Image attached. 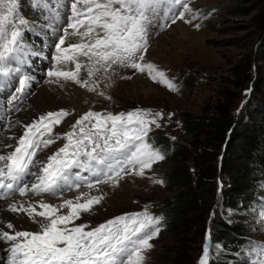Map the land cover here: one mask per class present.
Instances as JSON below:
<instances>
[{
    "label": "snow or ice",
    "instance_id": "obj_1",
    "mask_svg": "<svg viewBox=\"0 0 264 264\" xmlns=\"http://www.w3.org/2000/svg\"><path fill=\"white\" fill-rule=\"evenodd\" d=\"M156 2L67 0L69 14L63 17L65 23L54 25L49 33L55 41L51 45L54 65L50 66L46 76L72 81L89 91H96V85L89 83L91 78L101 69L107 73L113 65H118L147 73L153 81L163 82L175 91L173 81L163 71L151 62H144L148 25L151 23L149 12ZM159 2L167 3V0ZM174 2L179 5L181 0ZM80 3H83V9L77 7ZM8 4L7 14H0V77L5 78L19 73L17 54L31 44L22 29L30 23L35 26V22L20 18L18 27L14 15L18 2L8 0ZM188 10L185 4L179 19L183 20L184 12ZM43 14L47 15V12ZM175 19L174 16L173 23ZM7 25L12 29L10 38L5 35ZM69 29L73 31L69 32ZM69 36L80 37V42L64 47ZM31 49L30 55L38 58L42 49H36L35 45H31ZM80 57L87 58L89 79L80 78L81 69L85 67ZM70 63L74 64V69L66 70L65 66ZM31 80L30 76H19L14 92L22 94ZM100 94L103 95L102 92ZM9 99L14 100L16 96ZM70 115L72 113L63 108L49 110L23 124L24 131L15 137L14 150L0 154V199L17 193L25 196L29 192L38 197L47 194L54 199L62 197L65 191L79 189L81 184L89 189L100 183L117 184L123 175L133 172L143 176L145 169H151L153 163L165 159L160 150L147 140L149 125L159 127L157 117L163 118L162 112L153 114L151 110L136 109L127 113L105 114L89 110L69 124V131L53 136L55 127ZM61 139L66 141L63 146L42 158L38 157V152H44ZM82 196L84 202H80L81 197L78 196L75 201L62 199L58 204L46 202L43 198L28 207L12 203L10 211H23L39 228L16 230L17 226L11 221L6 223L7 230L0 226V244L6 245L0 250L8 257L5 264H143V251L153 247L150 241L159 235L158 225L162 218L153 217L148 211L130 213L89 229L88 224H76L75 221L81 218L82 212H90L103 197L88 196L87 193ZM37 206L41 210L37 211ZM9 244L10 247L7 246ZM199 264H210L207 243L202 249Z\"/></svg>",
    "mask_w": 264,
    "mask_h": 264
},
{
    "label": "rangeland",
    "instance_id": "obj_2",
    "mask_svg": "<svg viewBox=\"0 0 264 264\" xmlns=\"http://www.w3.org/2000/svg\"><path fill=\"white\" fill-rule=\"evenodd\" d=\"M41 3L44 9L48 5L43 0ZM175 4L174 1L170 5L162 3L155 8L152 5L144 62H151L159 71H163L173 81L176 90L169 89L163 82L153 81L147 73L113 65L107 73L101 69L99 79L102 77L105 85H108L103 90L106 94L102 90L97 94L106 97L98 101V109H92L105 114L127 113L136 109L151 110L153 114L162 112L163 118L157 117L160 126L149 125L147 140L151 143V137L160 134L159 139L165 145L151 144L160 150L165 159L153 163L151 169H145L143 176L130 172L123 175L117 184L111 183V190L106 193L92 194L103 199L99 204H94L90 212H82L76 224H88L90 229L116 216L144 211L154 217V212L161 208L164 199L168 200L175 193L168 178L173 149L186 145L191 138L183 129L180 120L182 114L198 116L205 109L209 112L224 101L230 103L236 117L244 115L249 120L253 119L264 133V118L260 117L264 112V0H181L179 5ZM185 4L189 10L184 12V19L181 20L179 13ZM8 6V0H3L0 14L6 15ZM77 7L83 9L84 5L80 3ZM168 7L172 12L169 13L170 18L165 19L163 16ZM14 15L17 23L20 15L17 9ZM63 15L62 10L59 16ZM174 16L175 23L172 22ZM162 24L165 26L161 27ZM11 30V26L6 27V38H10ZM51 40L54 42L53 38ZM43 60L46 62L42 64L37 59L31 60L34 61L31 63L32 71L24 69L35 76L36 82L46 80L41 69H49L51 62L44 57ZM96 82L98 86L100 81ZM217 153L218 149L213 153L214 157ZM232 163L235 168L240 166L239 162ZM219 178L220 185L228 183L229 177ZM256 191L264 195V186H258ZM68 193L64 192L63 196L69 197ZM83 199L80 202H84ZM213 205L209 223L215 239H212L209 228L204 244H191L195 249L194 252L192 250L193 259L199 264L202 249L207 243L210 261L225 258L226 264H264V225L259 226L251 218L256 215L264 224V203L259 208H244L241 205L231 208L225 205V200L219 194ZM222 221L242 227L243 239L255 245L235 251L227 242L217 240L218 224ZM158 227L159 235L150 241L153 247L143 251V264H170L172 261L173 255L166 252L165 246L173 244L176 236L167 228ZM5 261L3 259L4 264Z\"/></svg>",
    "mask_w": 264,
    "mask_h": 264
},
{
    "label": "trees",
    "instance_id": "obj_3",
    "mask_svg": "<svg viewBox=\"0 0 264 264\" xmlns=\"http://www.w3.org/2000/svg\"><path fill=\"white\" fill-rule=\"evenodd\" d=\"M262 113L260 117L264 118ZM180 120L191 138L188 146L173 147L168 178L175 193L164 199L154 217H161V228L176 236L173 244L165 246L173 255L170 264H198L192 257L195 249L191 244H204L209 228L215 239L209 213L219 194L231 208L263 207L264 195L256 189L264 186V133L253 119L236 117L230 103L224 101L198 116L182 114ZM159 135H153L151 143L164 146ZM232 162L240 166L235 168ZM220 176L229 177L228 183L220 185ZM218 226L216 239L227 242L235 251L255 245L243 239L242 227L226 221ZM210 264H226V259L211 260Z\"/></svg>",
    "mask_w": 264,
    "mask_h": 264
},
{
    "label": "bare ground",
    "instance_id": "obj_4",
    "mask_svg": "<svg viewBox=\"0 0 264 264\" xmlns=\"http://www.w3.org/2000/svg\"><path fill=\"white\" fill-rule=\"evenodd\" d=\"M46 3L48 4L49 2L46 1ZM18 4L20 13L18 20L20 18H25L35 22V26H33L32 23L28 24L26 26L27 30L30 29L31 31L39 33L38 35H36L35 40L32 42V45H35L36 49H42L41 56L50 60V66L54 65V61L51 58V55L48 54V52L50 51V47H48V44H51V35L49 33L53 30L54 25H56L54 19L55 17L51 16L50 18H46L44 14L32 9L29 0H19ZM45 6L47 7L48 5ZM57 9H59L58 12L60 14L62 12V8H56L55 10L57 11ZM60 17L61 16H59V18ZM80 31L83 32L84 29L81 28ZM87 39V37L84 38L85 41H87ZM78 42H80V37L69 36L66 38V43L64 47H67L70 43ZM80 59L81 61L85 62V67H82L81 69L80 78L82 80L89 79L87 73V58L80 57ZM65 67L66 70L74 69V64L70 63ZM41 70L46 76V72L49 69L45 70L43 68ZM99 72H97L89 81L90 85L95 84L96 81H100L99 85L96 86V91H89L88 88L81 87L80 85H77L72 81L57 80L55 78H50L47 76L44 82H42L40 79L37 80L38 82H36L35 76L26 72L30 77H32L29 86L28 94H31L29 98H27V94L21 105H19L14 110L5 113L0 97V126H2L0 130V145L4 146L0 147V154H6L7 152L13 151L16 145L15 137H18L24 131L23 124L30 123L41 113H44L49 110H58L62 108L67 109L72 113V115L65 118V121L62 124L55 127L53 132V136H55L56 133L69 131V124L71 122H74L77 118H79V116L83 115L85 112L92 110L93 108L98 109V101L102 100V98H105L106 96H98L97 92H99L100 90L103 91L107 88L106 86L108 85H105L106 81L104 82V79H102V77L99 79L101 75V70ZM104 76H106V74H104ZM105 92L106 91H103V93ZM64 143H66L65 140H57L55 143L51 144L48 148H46L41 155L38 154V157L42 158L46 154H51L52 152L57 150L58 147L63 146ZM7 145H12V147H6ZM111 185V183H100L91 189H89L86 185L81 186L75 191H70L67 194L69 197L62 196V198L50 199L47 194H42V196L38 197L29 193L25 196L15 194L0 199V226H4V230H7L6 223L8 221H11L14 225L17 226L16 230H38L39 225L37 223L32 222V220L28 218L23 211H19L18 213L10 211V205L12 203H16L17 205L23 204L24 207H28L30 204H35L38 200L42 198L45 199L46 202H52L57 204L60 203L62 199H73L75 201L76 197L78 196L83 199L82 194L84 193H87L88 196H91L92 194L96 195L98 193H106V191L111 190ZM39 210L41 209H39L37 206V211ZM251 218L252 220H254V222L258 223L259 226L264 225L260 221L258 216L252 215ZM37 219L39 220L41 218L37 217ZM7 246L9 247L10 244ZM5 247L6 245L0 244V249H5ZM4 258L5 252L3 250H0V264H4Z\"/></svg>",
    "mask_w": 264,
    "mask_h": 264
}]
</instances>
